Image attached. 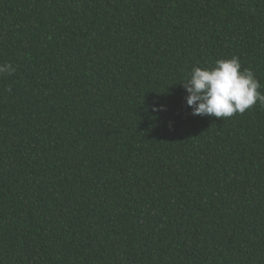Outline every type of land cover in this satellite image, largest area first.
I'll use <instances>...</instances> for the list:
<instances>
[{
	"label": "trees",
	"instance_id": "1",
	"mask_svg": "<svg viewBox=\"0 0 264 264\" xmlns=\"http://www.w3.org/2000/svg\"><path fill=\"white\" fill-rule=\"evenodd\" d=\"M233 56L264 0H0V264H264V104L181 84Z\"/></svg>",
	"mask_w": 264,
	"mask_h": 264
},
{
	"label": "clouds",
	"instance_id": "2",
	"mask_svg": "<svg viewBox=\"0 0 264 264\" xmlns=\"http://www.w3.org/2000/svg\"><path fill=\"white\" fill-rule=\"evenodd\" d=\"M15 71L11 63H0V76L12 75ZM181 84L188 93L185 99L192 115L223 119L243 114L257 102L264 104L262 85L250 68H242L237 56L216 60L210 68L193 67Z\"/></svg>",
	"mask_w": 264,
	"mask_h": 264
}]
</instances>
